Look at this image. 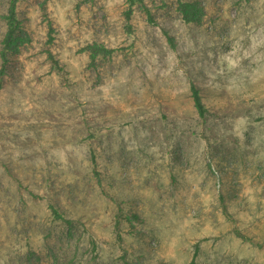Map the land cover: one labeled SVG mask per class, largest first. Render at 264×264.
I'll return each mask as SVG.
<instances>
[{
    "label": "rangeland",
    "instance_id": "obj_1",
    "mask_svg": "<svg viewBox=\"0 0 264 264\" xmlns=\"http://www.w3.org/2000/svg\"><path fill=\"white\" fill-rule=\"evenodd\" d=\"M11 1L0 264H264V0Z\"/></svg>",
    "mask_w": 264,
    "mask_h": 264
},
{
    "label": "trees",
    "instance_id": "obj_2",
    "mask_svg": "<svg viewBox=\"0 0 264 264\" xmlns=\"http://www.w3.org/2000/svg\"><path fill=\"white\" fill-rule=\"evenodd\" d=\"M18 1L19 0H12L10 2L9 9H8V15L6 16V19L8 21L10 29L8 30L6 37L3 40V49L1 51V58H2L4 66L7 63V51L12 48L14 41H15L16 33L18 31V20L16 17V6H17ZM188 14H189V12L185 11V16L187 19H188ZM93 48H94V50H92V51H94L92 53L93 58H95V56L100 55V54H110L111 53V51H109V50H107L101 46H95ZM49 58L52 60V62L55 65L57 64V61L54 60V57L51 53L49 54ZM3 72H4V68L1 69L2 74H3ZM191 95H192L194 106H195L199 116L204 117L206 115V109H205V106L202 102V98H201V95L199 93V89L195 85L191 86ZM93 164H94L95 169H96L97 163H96L95 158H93ZM53 212L57 218H61V216L55 210ZM31 255H32L31 258H33V253ZM31 261H32V259H30V263H31Z\"/></svg>",
    "mask_w": 264,
    "mask_h": 264
}]
</instances>
